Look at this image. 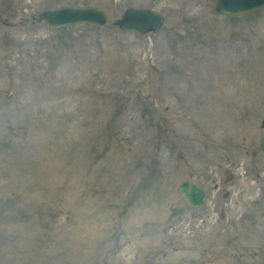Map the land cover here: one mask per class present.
<instances>
[{"label":"rangeland","instance_id":"374dc122","mask_svg":"<svg viewBox=\"0 0 264 264\" xmlns=\"http://www.w3.org/2000/svg\"><path fill=\"white\" fill-rule=\"evenodd\" d=\"M216 3L0 0V264H264V7ZM65 5L107 23L31 19Z\"/></svg>","mask_w":264,"mask_h":264},{"label":"water","instance_id":"95a60500","mask_svg":"<svg viewBox=\"0 0 264 264\" xmlns=\"http://www.w3.org/2000/svg\"><path fill=\"white\" fill-rule=\"evenodd\" d=\"M264 6V0H217V11L225 15H239ZM37 22H44L50 27L69 25L74 23H90L103 25L106 23V11L93 6H61L46 9L38 15H31ZM164 22L162 14L146 7H128L121 17L113 24L124 31H133L140 34L157 32ZM259 146L264 151V133L260 137ZM180 156V154L178 155ZM178 192L191 207L203 203L204 190L201 184L190 180L183 181Z\"/></svg>","mask_w":264,"mask_h":264}]
</instances>
